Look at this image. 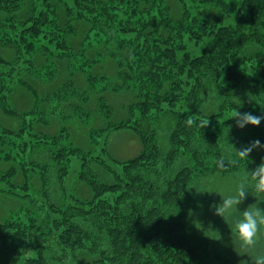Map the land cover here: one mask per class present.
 Listing matches in <instances>:
<instances>
[{"label":"trees","instance_id":"16d2710c","mask_svg":"<svg viewBox=\"0 0 264 264\" xmlns=\"http://www.w3.org/2000/svg\"><path fill=\"white\" fill-rule=\"evenodd\" d=\"M194 1L228 14L235 19L234 24L224 26L223 19L194 17L184 6L182 16L170 20L171 10L164 0H0V43L13 53L12 60L0 54V109L20 124L16 129L0 124V167H7L0 170V197L21 196L20 200L27 202L29 197H52L41 170L59 167L60 176L73 167V160L79 162L75 184L85 183L89 190L87 196L72 193L66 205L53 201L48 207L42 205V216L43 208L37 207L34 199L23 207V215L18 210L0 220V264H209L210 240L202 230L182 220L183 188L217 168L220 159L224 168L256 167L264 161V151L260 150H254L247 161H238L236 151L244 145L236 150L225 146L216 149L213 156L218 158L212 163L206 155L209 137L203 136V122L218 119L221 110L264 115V92L251 90L262 85L264 91V0ZM178 3L180 8L184 5L180 0ZM90 20L97 27L96 34H104L112 42L88 48L84 55L93 51L114 56L118 36L132 34L134 40L128 43L141 40L131 47L122 41L123 47L132 50L134 70L122 73L120 78L125 75L126 81H121L119 90L139 86L142 92L135 107L141 116L138 135L143 150L126 162L63 143V130L50 136L24 125L49 121L44 112L38 115L37 109L50 93L35 96L37 90L26 81L28 70L38 66L37 58H46L41 67L60 61L47 57L50 44L37 48L42 35L71 61L83 51L72 46L71 40L78 34L75 28L87 23L89 29L84 34L88 35L92 31ZM188 42L194 47L203 45L200 55H191ZM205 78L210 79L212 90L202 88ZM17 87L36 98L34 110L18 112L11 106ZM89 89L85 88L84 97L79 99L68 81L54 94L58 96L60 91L59 103L77 110L76 100L89 102L93 90ZM192 91L196 96L206 95L208 104L202 105L199 99L196 107L187 96ZM220 92V96L229 93L226 105L219 98L215 101ZM97 95L96 111L106 114L108 106ZM131 117L110 122L109 127H133L136 122L132 124ZM33 118L36 120L31 121ZM224 129H219L218 136L229 139L243 130L235 124ZM244 129L246 145L256 139L264 144V136L258 134L264 133V120L259 126L246 125ZM207 135L211 137L213 132ZM100 169L111 179L102 182ZM19 176L22 183L17 184ZM35 177L39 189L32 182Z\"/></svg>","mask_w":264,"mask_h":264},{"label":"rangeland","instance_id":"374dc122","mask_svg":"<svg viewBox=\"0 0 264 264\" xmlns=\"http://www.w3.org/2000/svg\"><path fill=\"white\" fill-rule=\"evenodd\" d=\"M178 2L179 0H164V4L171 10L170 20L180 18L183 14L182 8L184 6L186 11L194 17L209 18L211 21L223 19L222 25L224 26H231L235 22V19L233 17L230 18L228 14L225 13L223 15L218 13V9L196 3L194 0H180V3H184V5L181 4V8ZM89 22L92 26L93 22L91 20ZM88 27L87 23H80L75 28L78 34L71 40L72 46L74 47V50L81 49L83 51L81 54L82 56L79 55L78 57H74L72 54L73 57L70 58L71 61H66L67 55L60 52L53 42H49L47 38H45V35H42L40 40L42 42L38 43L37 48L48 46L50 44V47H46L47 57H58L60 58V61H54L55 65L49 64L48 66L44 65L41 67V64L45 62L46 58H37L35 62L38 66L36 67V70L34 68L28 70L26 81L37 90V95L35 96L41 97L46 93H50V96L47 97V102H45L47 104L49 102V104L46 105L45 103H42L39 106V110L37 109L38 115L39 112H44V115L48 117L49 121L42 124L36 122L34 124L24 125H30L31 128L33 126L34 132H37L38 134L42 133L50 136L57 135L63 130V135L65 136L64 139H62L63 143L68 145L71 144L80 149L91 151L96 154L101 151V154L108 156V158L126 162L135 158L143 150V142L138 135V129L142 131L139 120L141 116L138 110L136 112L135 107L139 102V97L142 95V92L138 91L139 86H134L132 89L119 90L121 81H126L125 75L123 76L124 79L120 78L122 73H124V71L130 72V70H134L132 68L134 63L130 58L132 50L129 47H123L122 41L126 40L124 41L125 44L131 47L133 45L135 46L137 43L141 44V40L137 39V41H134L135 44L128 43L129 41L134 40L132 34L118 36V42L114 44V56L112 53L109 54L108 52L106 54L101 53L100 55H97V53H94L93 51L84 55L83 53L87 51L88 48L91 49L92 47L112 42V39H109L108 36L104 34L97 35V27L95 26L91 27L92 31L88 35L84 34V31L87 30ZM130 38H132V40L127 41V39ZM188 43L189 48L193 51V54L191 55L193 57L200 55L203 45L194 47L192 43ZM0 54L9 60L13 59L12 49L5 47L2 43H0ZM85 56H87L88 59ZM25 57L27 58L28 55H25ZM52 76H54V79L50 81ZM33 77L36 78L32 79ZM223 80L224 78L221 76L220 81ZM68 81H71V87L74 93L76 95L79 93V99L84 97L83 90L85 88H87V90L89 88L93 89H89L91 91L89 102H81L84 106L80 107L81 103L76 100L77 103H75V106L78 107L77 110L69 108L70 106H68V104L59 103L60 91L58 96L54 94L56 90L63 87ZM88 82L91 83V85H89ZM201 82L203 89L207 87L208 90H212L210 79L205 78L202 79ZM262 84H264V78ZM186 88L190 89V86ZM251 90L253 93L257 94L264 92L262 85L260 87L256 85V88L252 87ZM97 93H99L100 97L104 99L108 106L104 109L106 114L101 113L99 115L96 111L95 103L98 97ZM221 94L222 92L217 94L215 101H218L219 98L221 104L226 105L228 100L231 99L229 93L224 96H220ZM187 96L190 101L194 100L195 105H197L196 107H198L199 99L202 105L208 104L205 99L206 95H199V98V96H196L192 91L189 94L187 93ZM35 99L32 94L24 88L17 87L14 89L11 96V106L18 112L31 109L34 110L36 107ZM84 102H86V100ZM240 102L241 101H239V103ZM56 103L59 104L56 105ZM71 107H74L73 102ZM79 107L88 111L90 116H86ZM132 107L135 111L131 114L133 110ZM227 109L225 111L221 110V116L218 119L205 120L203 122V136L209 137L206 141L210 142L207 147L208 153L206 155L209 158H212V163L216 160L214 158H218V156H213L216 149L225 146L227 149L236 150L239 146L246 145L243 140V136L246 134L245 129L240 133L238 132L239 135L237 136L235 134L232 135V139H229V136L227 138L226 135L218 136L219 129L223 128V130H225V127L227 129L231 124H235V120L230 119L235 110L230 109V113ZM151 115L154 117L155 112L153 111ZM129 116H132V124H135L136 122L133 127H121L118 129L116 128V130L109 127L110 122H122L127 120ZM30 119V117L26 118L28 122H30ZM35 120L36 118H33L31 121ZM161 120L163 121L162 118ZM0 124L13 129L18 128L20 125L18 121L5 116L1 109ZM225 124L226 126H224ZM211 131L213 132V136L210 137L207 133H210ZM258 134H260V137H262V135L264 136V133ZM91 140L92 144L90 143ZM72 163L73 167L67 168V171H65L66 174H62L61 172L60 176L58 174V170H60L59 167H47L48 171H46L44 167H41V169L44 168L41 171L44 173L46 181L43 177L41 178L45 181L44 184H46L47 187L46 191L48 194L52 193L53 196H48L50 199H48V197H29L28 202H32L35 199L34 203L37 207H42V205L48 207L50 201H53L57 205H66L70 200L69 197H71L72 193L79 195V193L82 192L81 194H83V196H87L89 192L87 185L85 183L79 185L75 184L79 174V162L73 160ZM2 168L6 169L7 167H0V170H2ZM254 168L255 167H226L220 169L217 167L210 170L206 175L198 176L197 179L187 188L186 186L183 188L184 198H181V202H183L182 200H185L181 209L184 213L182 220L188 225L202 230L210 240L209 264H252L256 253L264 251V236L261 237L260 244L256 250L244 253L240 249L236 238L232 233V228L234 227L236 220L240 218L241 213L247 207L256 204L258 207L264 208V197L257 196L251 188H248L246 199L242 204L237 206V210L230 216L221 218L215 215V206L220 204L226 196L234 194L237 183L244 180L245 174ZM39 169L40 168H37V171H39ZM99 171L98 174L101 176L100 180L102 182L111 179V175L109 173L106 174L104 169H100ZM20 182L22 183L21 176L15 180V183L17 184H20ZM32 182L35 189H39V183L36 177L33 178ZM73 188H76L75 192ZM83 191H86V193ZM20 198L13 199L7 196L0 197L1 221L9 217V214L13 212L15 215V212L18 210L22 215L25 213L23 207L27 206V204L30 205V203L25 200H20ZM181 210L179 209V211ZM44 212L45 207L42 212H40V215L42 216Z\"/></svg>","mask_w":264,"mask_h":264},{"label":"clouds","instance_id":"9594fccd","mask_svg":"<svg viewBox=\"0 0 264 264\" xmlns=\"http://www.w3.org/2000/svg\"><path fill=\"white\" fill-rule=\"evenodd\" d=\"M230 119L235 120L237 129H244L246 125L259 126L264 120V115L235 111ZM187 123L191 124L192 120L188 119ZM254 150L264 151V144L259 139L253 140L237 150V160L247 161ZM216 166L223 169L225 166L223 159L218 160ZM248 188H251L257 196L264 197V161L245 174L244 180L237 183L234 194L226 196L220 204L215 206V215L221 218L230 216L237 210V206L246 199ZM232 233L242 252L247 253L256 250L261 237L264 236V208H260L256 204L247 207L241 213L240 218L236 220ZM252 264H264V251L256 253Z\"/></svg>","mask_w":264,"mask_h":264}]
</instances>
